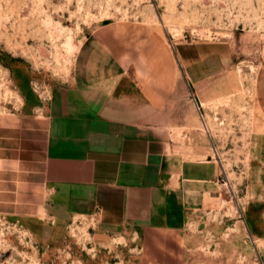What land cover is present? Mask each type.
Here are the masks:
<instances>
[{
	"label": "rangeland",
	"instance_id": "obj_1",
	"mask_svg": "<svg viewBox=\"0 0 264 264\" xmlns=\"http://www.w3.org/2000/svg\"><path fill=\"white\" fill-rule=\"evenodd\" d=\"M111 21L160 32L179 59L223 51L221 76L184 78L186 132L172 136L219 164L223 190L176 229L0 215V264H264V0H0V122L44 114L86 36Z\"/></svg>",
	"mask_w": 264,
	"mask_h": 264
},
{
	"label": "crops",
	"instance_id": "obj_2",
	"mask_svg": "<svg viewBox=\"0 0 264 264\" xmlns=\"http://www.w3.org/2000/svg\"><path fill=\"white\" fill-rule=\"evenodd\" d=\"M180 57L140 23L91 31L44 114L0 122V215L94 216L103 232L176 229L187 209L220 194L219 164L193 159L172 136L186 132L184 78L204 87L227 60L205 47Z\"/></svg>",
	"mask_w": 264,
	"mask_h": 264
},
{
	"label": "bare ground",
	"instance_id": "obj_3",
	"mask_svg": "<svg viewBox=\"0 0 264 264\" xmlns=\"http://www.w3.org/2000/svg\"><path fill=\"white\" fill-rule=\"evenodd\" d=\"M67 44H69V49L72 50L73 48L75 49V46L70 44V42L68 41ZM78 50V49H77Z\"/></svg>",
	"mask_w": 264,
	"mask_h": 264
},
{
	"label": "built area",
	"instance_id": "obj_4",
	"mask_svg": "<svg viewBox=\"0 0 264 264\" xmlns=\"http://www.w3.org/2000/svg\"><path fill=\"white\" fill-rule=\"evenodd\" d=\"M198 109H200V107L198 106Z\"/></svg>",
	"mask_w": 264,
	"mask_h": 264
}]
</instances>
